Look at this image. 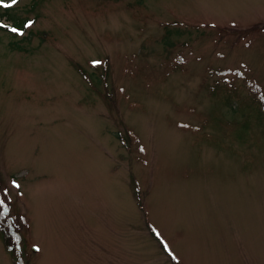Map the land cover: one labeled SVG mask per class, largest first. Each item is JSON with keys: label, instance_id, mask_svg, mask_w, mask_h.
Here are the masks:
<instances>
[{"label": "rangeland", "instance_id": "rangeland-1", "mask_svg": "<svg viewBox=\"0 0 264 264\" xmlns=\"http://www.w3.org/2000/svg\"><path fill=\"white\" fill-rule=\"evenodd\" d=\"M3 4L0 264H264V0Z\"/></svg>", "mask_w": 264, "mask_h": 264}, {"label": "trees", "instance_id": "trees-1", "mask_svg": "<svg viewBox=\"0 0 264 264\" xmlns=\"http://www.w3.org/2000/svg\"><path fill=\"white\" fill-rule=\"evenodd\" d=\"M0 16L2 17H9L10 20H12L14 23L9 26V25H5L1 20H0V28H9V29H13L15 28L16 31L15 33L17 34L18 33H21L23 31H25V25H26V20L24 19H18V18H15L13 17V14H11V11H9V8L3 10L1 7H0ZM13 44V43H12ZM18 50H23L21 46H19L17 44V47H16ZM230 71V70H229ZM229 71H224V73H228ZM240 74H241V71L237 70ZM243 74V73H242ZM253 105L250 106L253 110V112L255 113V116H257V118L259 120H261V116L263 117L264 116V107L261 105V104H256V102H253ZM243 116H245L247 119H244L243 121L241 122H235V123H232V125L237 129V132H238V136L240 138L243 137L244 135V132L250 128V123H251V120H249L248 118L252 117L254 115V113L252 112H248V111H245L243 110ZM118 139H122L123 136L121 133H119L118 135H116ZM3 221H4V224L1 226L0 225V231L4 237V241L6 242V245L8 248H10V244L11 243H14L17 241L20 240V236L19 234H17L15 228H14V225H13V222H11V219L9 218V213H5L4 214V218H3ZM14 247H11L10 250H13Z\"/></svg>", "mask_w": 264, "mask_h": 264}, {"label": "snow or ice", "instance_id": "snow-or-ice-1", "mask_svg": "<svg viewBox=\"0 0 264 264\" xmlns=\"http://www.w3.org/2000/svg\"><path fill=\"white\" fill-rule=\"evenodd\" d=\"M17 2V0H12V4H15ZM3 7H5V8H7V7H11L12 5H10V4H3L2 5ZM28 25H25V27H27ZM12 31H16V29L15 28H13L12 29ZM0 203H2V202H0ZM165 248L167 249V245H165Z\"/></svg>", "mask_w": 264, "mask_h": 264}]
</instances>
